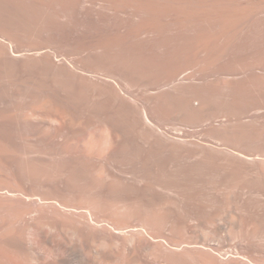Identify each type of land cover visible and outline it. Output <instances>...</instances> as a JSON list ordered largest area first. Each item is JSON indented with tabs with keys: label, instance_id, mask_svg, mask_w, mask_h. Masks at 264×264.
<instances>
[{
	"label": "bare ground",
	"instance_id": "6f19581e",
	"mask_svg": "<svg viewBox=\"0 0 264 264\" xmlns=\"http://www.w3.org/2000/svg\"><path fill=\"white\" fill-rule=\"evenodd\" d=\"M0 264H264V0H0Z\"/></svg>",
	"mask_w": 264,
	"mask_h": 264
}]
</instances>
